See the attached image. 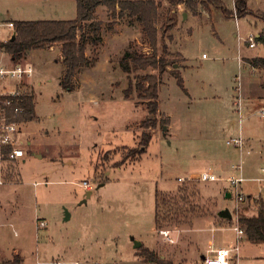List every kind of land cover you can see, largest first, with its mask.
I'll list each match as a JSON object with an SVG mask.
<instances>
[{
    "label": "rangeland",
    "instance_id": "1",
    "mask_svg": "<svg viewBox=\"0 0 264 264\" xmlns=\"http://www.w3.org/2000/svg\"><path fill=\"white\" fill-rule=\"evenodd\" d=\"M191 1L193 8L158 0L157 53L168 64L160 74L147 69L127 75L120 69L118 60L129 44L135 43L145 54L152 49L136 22L114 20L100 8L99 58L79 84L78 74L85 68L78 71L74 90L65 91L59 84L64 66L58 51L39 48L19 61L33 68L27 80L33 86L37 118L21 125L20 137L27 143L24 155L2 167L0 259L18 253L20 264H48L55 259L67 264H153L139 253L144 246L174 264H199L202 256L211 255L209 249L235 243L233 226L238 218L253 215L256 204L264 203L261 73L246 62L264 56L262 43L254 39L255 46L249 47L246 41L249 34L264 32V0H244L246 8L241 10L235 0ZM74 17L75 0H0V38L10 18ZM125 27L138 30L136 38L123 46L119 41L111 44ZM108 44L110 50L101 52ZM93 50L88 45L86 54L91 57ZM174 64L181 66L178 78ZM146 73L159 77L154 127L142 124L148 116L146 101L137 95L138 76ZM23 85V90L29 88ZM142 134L151 138L134 155L133 150L143 148ZM237 136L250 140L251 149L241 156L245 181L239 203L225 181L189 179L193 172L214 165L206 160L211 152L224 156L234 150L226 140ZM228 159V164L237 162V153ZM226 169L219 172V167L215 173L224 177L234 172L230 166ZM83 181L91 189H85ZM179 186L184 189L181 193ZM227 188L232 190L230 198L225 197ZM156 190L168 193L177 210H193L180 223L162 227L172 230L173 243L154 224ZM224 208L231 219L218 215ZM226 219L229 225L219 221ZM38 220L46 226L38 227ZM134 241L140 246L134 247ZM236 258L238 264H264V243H251L243 235L238 251L231 252V263Z\"/></svg>",
    "mask_w": 264,
    "mask_h": 264
},
{
    "label": "trees",
    "instance_id": "2",
    "mask_svg": "<svg viewBox=\"0 0 264 264\" xmlns=\"http://www.w3.org/2000/svg\"><path fill=\"white\" fill-rule=\"evenodd\" d=\"M166 1L171 5L185 3L192 8L194 3L191 0ZM75 4L76 14L72 19L12 20L15 38L1 41L0 49L8 54L13 63H17L33 49L49 47L55 43L60 44L64 68L59 78V84L63 90L72 91L77 87L75 77L78 71L91 67L98 58V46L102 43V22L97 19L95 11L98 6H104L114 20L124 17L128 22H136L143 33V41L152 49L151 53L145 54L137 49L135 43L129 44L118 60L120 69L127 75L132 71L147 69L156 70L160 74L166 69L168 64L163 54L157 53L158 28L156 20L159 13L158 0H75ZM243 6L244 0H236L237 10ZM112 22L108 23V27H112ZM256 40L264 45V32H260ZM88 45L94 48V54L91 57L86 54ZM246 62L249 63L252 69L261 73L260 87L264 98V56L253 57L247 59ZM175 74L178 78V73L175 72ZM138 78L139 80L136 83L137 95L140 99L146 101L148 114L142 124L145 127H154L156 124L155 115L158 111L159 77L156 73H146L138 76ZM178 83L182 85L180 79H178ZM19 104L23 107V111L18 116V120H32L35 113L31 91H24ZM150 138L151 135L142 134L140 144L143 148L133 150L134 155L145 149ZM133 152L131 153L133 154ZM178 190L180 193L184 191L183 186H179ZM168 197H170L168 193L155 191L153 220L156 228L161 229L166 223H180L179 219L182 216L193 212L192 208L186 211L177 210ZM219 221H225L228 225L231 223L229 219ZM238 224L249 242L264 243L263 207L259 208L256 215L239 217ZM139 253L144 260L153 264H174L144 246L139 249ZM20 260L19 257H15L12 260L3 261L2 264H18Z\"/></svg>",
    "mask_w": 264,
    "mask_h": 264
},
{
    "label": "built area",
    "instance_id": "3",
    "mask_svg": "<svg viewBox=\"0 0 264 264\" xmlns=\"http://www.w3.org/2000/svg\"><path fill=\"white\" fill-rule=\"evenodd\" d=\"M8 26L13 28L11 22L8 23ZM254 39H256L255 35H248L246 41L249 47L255 46ZM203 56L205 55L203 54ZM32 73L33 68L30 64H23L22 62L7 64L0 60V176L3 171L2 167L7 168L9 164L18 161L26 150L27 143L20 137L22 121L18 120V116L23 111V107L19 104V101L24 94L23 82L30 78ZM236 90H238L236 106L240 115L242 105L240 102L239 84ZM259 115L264 118V108L260 109ZM226 144L232 145L240 152L238 161L231 166L234 171L231 175L221 177L212 169H205L197 174L190 175L189 179L195 177L203 182L225 181L234 189L235 201L238 203L244 199V195L239 190L240 183L245 179L242 175L243 161L241 156L243 152L248 154L249 149L246 148L245 141L240 136L228 138ZM260 170L264 173V165L260 167ZM181 179L179 178V180ZM261 180L264 184V177ZM82 185L85 189H91L88 181H83ZM37 225L38 227H43L46 226V222L38 220ZM233 230L235 231V243L230 246L209 249L208 251L211 255L203 256L201 264H231V252L238 251L239 240L244 235L239 224L233 226ZM171 232L172 230L169 228L159 229V233L168 243L175 242ZM48 264L67 263L64 260L55 259ZM69 264H79V262L74 261Z\"/></svg>",
    "mask_w": 264,
    "mask_h": 264
},
{
    "label": "crops",
    "instance_id": "4",
    "mask_svg": "<svg viewBox=\"0 0 264 264\" xmlns=\"http://www.w3.org/2000/svg\"><path fill=\"white\" fill-rule=\"evenodd\" d=\"M235 2V7H236V0L234 1ZM102 9V11H104V10H106V8L104 7V6H98L97 8H96V11H95V14H96V12H97V10L98 9ZM243 8H246L245 7V5L242 7V8H240L239 10H241V9H243ZM75 14H76V4H75ZM184 15V14H183ZM12 20H14V19H8V21H7V31H5L4 32V34H3V39H1L0 38V42L1 41H6V40H8V39H10V37L12 36V35H15L14 34V29L13 28H10L9 26H8V23H10ZM100 20V19H99ZM137 32H138V30H135V29H132V28H129V27H125V31H124V33H121L120 35H114V37H112L111 38V44H112V42L113 41H119L120 43H119V45H122L123 46V43L124 42H126L128 39H132V38H136V35L135 34H137ZM259 34H260V32H258V33H256L255 34V36L256 37H258L259 36ZM118 45V46H119ZM110 46L111 45H109L108 44V48H106V49H102L101 50V52H104V51H106V50H110L109 48H110ZM45 49H48L49 51H53V52H55V51H58V53H57V55H58V59L62 62V54H61V49H60V44H58V43H55V44H53V45H51V46H49V47H45ZM37 50H40L39 48L38 49H33V50H31L30 52H35V51H37ZM115 51H117V48L116 49H114L113 51H111V54H113ZM29 54V53H28ZM110 56H112V55H110ZM2 57H4V58H6V59H2ZM202 57H204L203 56V54H202ZM98 58H99V55H98ZM98 58H97V60H98ZM111 58V57H110ZM3 60L4 62H11V60H9L10 58H9V56H8V54H6L5 52H3L1 49H0V60ZM97 60H96V62H97ZM109 61H110V59H109ZM96 62L91 66V67H93L95 64H96ZM12 64H14V63H12ZM184 65H185V63H183ZM91 67H89V68H91ZM173 67H177L176 69V71H177V73H178V75L180 74L179 73V69L181 68V66L180 65H177V64H174V66ZM88 70V68H85L83 71H81L78 75H79V82H78V84L80 83V81H81V78H82V74H84V72H86ZM63 71V70H62ZM77 76V75H76ZM75 79L77 80V78L75 77ZM25 83H26V86L27 85H29V86H27V87H29L28 89H26V90H29V91H31V93L33 94V105H34V113H35V117L32 119V120H29V121H22V126H23V124L24 123H28V122H31V121H33V120H35L36 118H37V114H36V110H35V100H34V93H33V86L31 85V82H29L28 80H26L25 81ZM158 88H159V86H158ZM26 90H24V91H26ZM241 97V96H240ZM233 124H234V121L233 120H231L230 122H229V126H233ZM22 130V129H21ZM249 142H250V140H248V139H246L245 140V144H246V148L247 149H249V153H250V151H251V149L249 148ZM233 147V146H232ZM234 148V150H232L231 152H229V153H227L226 155H224V156H222L221 154H218V152L217 151H213V152H211L210 154H208L207 155V157L209 158V159H206L207 161H210V162H213V166L212 165H206L207 167H203V169H201V170H205V169H212L213 171H216V169L217 168H219V167H221L222 168V170H220L219 172H226V168L228 167V169H229V166L231 167L232 166V164H234L233 163V161L234 160H232V161H230L229 162V164H228V158L230 157V155H234L235 153H237V161H238V158L240 157V152L238 151V149H236L235 147H233ZM210 152V151H209ZM260 152H264L263 150H261ZM248 153V154H249ZM263 158H264V155H263ZM244 159V158H243ZM236 161V160H235ZM234 161V162H235ZM236 163V162H235ZM243 168V167H242ZM193 174H197V173H195V172H193ZM193 174H190V175H193ZM242 175H243V170H242ZM245 178V177H244ZM245 180H243L242 182H244ZM261 182H262V180H260ZM241 182V183H242ZM241 183H240V185H239V190H240V192L244 195V192L243 191H241V188H242V186H241ZM229 187V186H228ZM231 188H227V189H225V197H227V198H230L233 194H232V190H230ZM241 202V201H240ZM239 203V202H238ZM257 205V208H256V210H257V212H258V210H259V208L260 207H263V209H264V203H257L256 204ZM260 205V206H259ZM250 210H252V205H251V207H250V209H248V211L250 212ZM257 212L256 213H254L253 215H256L257 214ZM253 215H247V216H253ZM245 236V235H244ZM234 241H235V238H234ZM211 243V241H209V244ZM234 243V242H233ZM232 243V244H233ZM232 244H229V245H232ZM229 245H227V246H229ZM221 246H223V245H221ZM225 246V245H224ZM220 247V246H219ZM215 248H218V247H215ZM211 249H214V248H211ZM15 257H19L21 260H20V263H21V261H22V258H21V256L17 253V254H15L14 255V257L12 258V259H14ZM0 258H2V256H0ZM202 258H203V256H202ZM202 258H201V260H202ZM12 259H0V264H2V262L3 261H5V260H12ZM234 262V263H233ZM232 263L233 264H238V262H237V258H236V260L235 261H233ZM20 263H18V264H20ZM231 263V264H232ZM199 264H201V261H200V263Z\"/></svg>",
    "mask_w": 264,
    "mask_h": 264
},
{
    "label": "water",
    "instance_id": "5",
    "mask_svg": "<svg viewBox=\"0 0 264 264\" xmlns=\"http://www.w3.org/2000/svg\"><path fill=\"white\" fill-rule=\"evenodd\" d=\"M183 16H185V14H184ZM14 38H15V35H12V36L10 37L11 40L14 39ZM164 129H165V127H164ZM89 194H90V191L87 192V195H89ZM218 215H219L220 217H223V218H230V219H231V212L229 211L228 208H224V209L220 210V211L218 212ZM140 244H141V242H139V241H134V247H138V246H140Z\"/></svg>",
    "mask_w": 264,
    "mask_h": 264
}]
</instances>
